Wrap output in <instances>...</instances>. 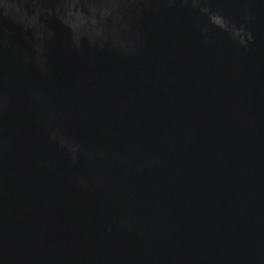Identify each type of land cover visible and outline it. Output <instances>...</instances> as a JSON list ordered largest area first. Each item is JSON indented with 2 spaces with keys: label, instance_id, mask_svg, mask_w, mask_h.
Wrapping results in <instances>:
<instances>
[{
  "label": "water",
  "instance_id": "1",
  "mask_svg": "<svg viewBox=\"0 0 264 264\" xmlns=\"http://www.w3.org/2000/svg\"><path fill=\"white\" fill-rule=\"evenodd\" d=\"M211 5L237 23L246 7ZM247 7V50L178 5L146 19L134 63L67 55L55 18L54 79L40 81L9 56L16 100L0 162V249L13 264H264V0ZM28 83L49 90L57 122L99 153L95 161L73 168L48 142L32 120ZM46 157L55 169L41 167ZM76 173L92 178L91 191L73 188ZM121 214L134 231L116 227Z\"/></svg>",
  "mask_w": 264,
  "mask_h": 264
},
{
  "label": "clouds",
  "instance_id": "2",
  "mask_svg": "<svg viewBox=\"0 0 264 264\" xmlns=\"http://www.w3.org/2000/svg\"><path fill=\"white\" fill-rule=\"evenodd\" d=\"M243 2L246 7L242 20L237 23L214 9L211 0H0V162L7 153L9 143L6 118L16 100L9 88L12 79L9 56L15 55L22 65L38 74L40 81L54 79L56 65L51 49L56 43L57 34L47 24L48 19L63 22L67 31L64 43L67 55L86 58L94 53H108L134 63L148 42L144 27L146 19L171 13L178 5L190 6L200 17H205L208 23L225 33L234 44L247 50L254 40L248 27L253 19L252 9L247 5L254 0ZM14 28L23 33V45L16 43ZM24 95L33 122L41 128L48 142L65 156L71 167H79L82 160L93 162L97 159L99 153L96 150L59 125L60 113L48 89L40 83H28ZM40 164L47 170L56 167V161L51 157L42 158ZM70 182L80 192H89L93 187L92 178L86 174L76 173ZM95 186L97 190L102 189L103 180L96 178ZM115 224L121 230H135L134 221L128 214L118 216ZM0 260L4 264H13L3 249H0Z\"/></svg>",
  "mask_w": 264,
  "mask_h": 264
}]
</instances>
